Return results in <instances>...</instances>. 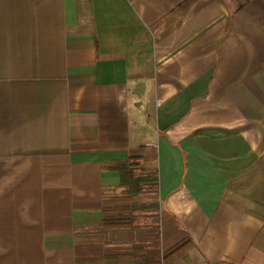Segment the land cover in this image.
Masks as SVG:
<instances>
[{
  "label": "crops",
  "instance_id": "1",
  "mask_svg": "<svg viewBox=\"0 0 264 264\" xmlns=\"http://www.w3.org/2000/svg\"><path fill=\"white\" fill-rule=\"evenodd\" d=\"M0 264H264V0H0Z\"/></svg>",
  "mask_w": 264,
  "mask_h": 264
}]
</instances>
